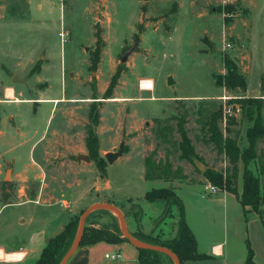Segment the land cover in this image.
<instances>
[{
  "label": "rangeland",
  "instance_id": "obj_1",
  "mask_svg": "<svg viewBox=\"0 0 264 264\" xmlns=\"http://www.w3.org/2000/svg\"><path fill=\"white\" fill-rule=\"evenodd\" d=\"M45 3L47 8L53 6V13L43 37L38 38L40 31L33 26L10 27L0 37L7 42L0 44V66H11L9 58L18 52H39L40 57L50 60L46 71L49 88L39 95L61 97L52 104H0V206H9L0 211V236L9 235L14 244L17 240L12 233L21 231L30 213L79 215L96 198L95 188L101 187L105 177H100L85 145L86 130L91 126L99 140L101 158L117 152L121 145L124 148L122 156L110 164L104 159L112 181L111 196L115 202L112 204L133 198L145 207L147 218L154 221L160 217L153 207L149 208L143 195L153 188L170 185L162 180L140 181L144 158L155 151L156 161L167 159L173 170L180 169L185 176L183 179L177 176L173 182L176 186L186 185L178 189V194L183 201L185 220L198 241V250L223 242L228 260L244 264L248 239L256 250L253 260L264 262L260 216L248 211L245 220L232 192L219 190L207 194L203 184L210 182L201 173L205 168L223 173L230 169L228 160L208 140L204 122L209 116L221 109L219 129L224 136L236 139L241 149L247 147L246 130L257 114L264 121V0H45ZM226 5L234 8L228 15V23L224 21L223 10L218 11ZM60 6H64V13ZM63 19L71 37L58 36L61 26L64 30ZM97 30H101L105 46L93 68L90 59L95 51ZM123 56L125 62H121ZM224 56L245 77V91H229L216 85L215 77L226 73ZM71 66L78 67L73 87L68 78ZM3 71L0 68V73ZM140 79H151L153 91L138 90ZM31 83L29 80L17 87L24 89ZM34 89L24 97H37L32 94ZM250 98H256L257 102H248ZM92 106L99 113L96 126L89 118ZM224 109L229 112H223ZM182 114L187 118V135L202 162L190 164L178 158L180 138L176 119ZM8 116H13L15 123ZM262 140L256 147L258 162H264ZM238 167L236 188L240 192L241 163ZM253 169L257 170V166ZM260 179L264 182V175ZM98 194L99 202L111 203L105 199L106 194ZM39 206L48 210L40 211ZM177 218L174 207L162 226H174ZM11 219L12 223L6 224Z\"/></svg>",
  "mask_w": 264,
  "mask_h": 264
},
{
  "label": "trees",
  "instance_id": "obj_2",
  "mask_svg": "<svg viewBox=\"0 0 264 264\" xmlns=\"http://www.w3.org/2000/svg\"><path fill=\"white\" fill-rule=\"evenodd\" d=\"M233 9V6L229 5L218 9L219 12L223 10L224 21L226 23L230 21L228 15L233 12ZM174 11L175 8L172 9V13ZM94 37L95 51L90 59L93 68L99 62L101 51L105 46L101 37V30H97ZM223 67L226 73L215 77L216 85L229 91L236 89L245 91L247 88L245 77L239 72L236 64L227 56L223 57ZM37 70L38 67H36L34 71ZM248 102L256 103L257 99L250 98ZM221 117L222 111L219 109L206 119L204 127L209 135L208 140L213 144L217 153L223 155L228 160L230 169H228V172L223 173L205 168L201 173L206 181L216 185L221 191L236 194L242 207L245 220H247V212L253 211L260 216L264 228V182L260 179V176L264 175V162H258V152H256L258 143L264 139V121L260 115L257 114L252 125L246 130L247 147L241 149L237 145L236 139L230 136H224L220 131L218 120ZM89 118L93 126L98 125L99 113L94 106L90 107ZM176 121V131L180 138L178 142L179 160L186 161L190 164H194L195 161L202 162L203 160L195 152L191 140L187 135L185 129L187 118L185 114L177 117ZM85 145L91 160L95 163L100 177H106L105 161L98 155L99 140L91 126L86 130ZM155 155L156 152L152 151L144 158L145 180L173 181L177 176L181 179L185 178V176L181 175L180 169H172L167 159L164 162L160 160L156 161L154 159ZM239 163L242 165L240 192H238L236 188V181L239 177ZM254 165L257 166V170L255 171L253 169ZM144 199L146 201L159 200L163 203L164 207L162 213L160 217L155 220L156 226L166 219L172 211V208L175 207L178 211L176 231L175 234L169 238H162L159 234H154V230L145 233L139 226L144 215V209L141 203L133 198H128L125 202L115 205L122 212L124 219L132 217L136 222V230L130 231L135 239L144 243L160 245L170 249L179 258L180 263L184 261H196L207 257L206 254L199 253L197 250L196 238L185 220L183 202L172 186L153 188L146 191ZM83 211L84 209L80 210L79 215L74 214L70 216L69 220L62 228L48 239L34 264H60L63 255L77 234L79 217ZM102 218L103 220H100ZM100 241L112 243L128 242V239L122 234L117 216L106 208L94 209L87 215L79 246L91 245ZM137 249L138 264H174L173 259L166 253L145 248ZM246 249L245 264H264V262L256 263L253 260L254 250L248 240H246Z\"/></svg>",
  "mask_w": 264,
  "mask_h": 264
},
{
  "label": "crops",
  "instance_id": "obj_3",
  "mask_svg": "<svg viewBox=\"0 0 264 264\" xmlns=\"http://www.w3.org/2000/svg\"><path fill=\"white\" fill-rule=\"evenodd\" d=\"M60 9L64 13V6H60ZM52 13L53 6L50 5L49 8H47L45 0H0V37L2 36L4 29H9L10 27L12 29H24L26 27L29 28L30 26H33L39 29L40 32L38 34V38H41L44 36V32L48 30L47 20ZM143 18H146L145 15ZM62 21L64 30H62L63 28L61 26L60 31L65 34L64 38L66 36L71 37L70 28L65 27L64 19ZM3 43L7 42L0 40V44ZM9 59L12 61L11 66H0V68L4 70L0 73V104L20 105L21 103L31 102L36 105H39L40 103L52 104L53 102L56 103V101L61 98H50L44 95H41L40 97L39 95V93L42 94L49 88V80L46 77V71L50 60L47 57H40L39 52L34 54H23L18 52L16 56H12ZM36 67H38V70L34 71ZM77 68L78 67L76 66H71L69 68L68 73H70V75L68 78L71 87H73V85L75 86L74 82L78 75ZM32 70L34 72H32ZM26 74L27 77H23ZM59 74L60 76L63 74L61 72V68ZM29 80L32 81L29 87L24 89L17 87L19 84L26 85ZM32 89L35 90L32 94L37 95V97H24V94L31 92L30 90ZM40 89L41 92L36 91ZM54 111L55 108L52 105L51 112ZM8 120L14 121V117L8 116ZM144 172L145 170L143 168V171H141L140 181H147L144 179ZM163 182L172 186L178 196V189H182L181 186H186H184L183 183L176 186L173 181ZM100 184L101 187L97 186L95 188L96 198H93L91 202L89 201L88 205L101 201L97 199L99 198V196L97 197L99 192H102L103 195L106 194L105 199L110 200L111 203H115L111 196L112 181L108 177L107 169L106 177L100 182ZM99 188L100 191H98ZM147 202L149 204V208L153 207V209L156 210V214L158 213L157 215H161L164 207L161 201L159 202V200H155ZM8 207V204H4L0 206V211L4 212V210ZM38 208L40 211L48 210L45 207L39 206ZM143 209L145 211V207H143ZM69 218L68 214L62 213L58 215L56 213H30V216L27 219L28 223L23 224L22 227H20L21 231H17L18 233H12L11 235L13 239L17 240L16 243L12 244L10 242L12 239L7 237L9 235L5 233L0 236V264H34L48 239L57 233L69 220ZM12 221L13 219L9 220L6 224H10ZM163 222L156 226L155 220H151L150 217L147 218V214L144 212L139 226L145 233H149L154 230V234H159L162 238H169L173 236L175 234L177 224L166 228L165 224L162 226ZM125 223L129 231L136 230L137 224L132 217L125 218ZM259 238L261 240V244L264 246V230L259 232ZM252 249L254 250L255 256L256 250L253 247ZM198 252L206 254L207 257L196 261H184L180 264H199L202 261L210 260H214L216 264H236L233 263V261L228 260V255L227 257L225 256L227 253L223 248V242L212 243L203 251L198 250ZM116 253L120 256L118 258H112L111 256ZM105 254H108V256H105ZM245 260L246 256L243 260L244 264ZM66 264H138V249L126 241L118 243L100 241L91 245L78 246Z\"/></svg>",
  "mask_w": 264,
  "mask_h": 264
},
{
  "label": "water",
  "instance_id": "obj_4",
  "mask_svg": "<svg viewBox=\"0 0 264 264\" xmlns=\"http://www.w3.org/2000/svg\"><path fill=\"white\" fill-rule=\"evenodd\" d=\"M125 60H126V56H123L121 59V62H125ZM123 150H124V148L121 145L117 152L105 154V156H104L105 161L108 164H110L112 161H114L118 157L122 156ZM82 158L87 159L86 157H82ZM97 208H106V209H109L116 214V216L119 220V225H120L123 236L126 237L128 239V242L131 243L132 245H134L136 248H145V249H151V250L166 253L173 259L174 264H180L179 258L170 249L163 247V246H160V245H153V244H149V243H144V242H141V241L135 239L131 235L130 231L128 230L126 223H125L124 216H123L122 212L120 211V209L116 205L109 203V202L93 203V204L89 205L81 213V215L79 217V225H78L77 234H76L74 240L72 241L71 245L69 246V248L67 249V251L63 255V257L60 261V264H66L68 259L71 257V255L75 251V249L79 246V243H80L82 235H83L85 219L91 211H93L94 209H97Z\"/></svg>",
  "mask_w": 264,
  "mask_h": 264
},
{
  "label": "built area",
  "instance_id": "obj_5",
  "mask_svg": "<svg viewBox=\"0 0 264 264\" xmlns=\"http://www.w3.org/2000/svg\"><path fill=\"white\" fill-rule=\"evenodd\" d=\"M58 36L60 38H64L65 34L63 32H60L58 34ZM154 88V84L153 81L150 79H140L138 81V90L140 91H148V92H152ZM229 112V109H224L223 112ZM203 190L207 193V194H216L220 189L216 186L213 185L211 183H204L203 184ZM105 256H108V254H105ZM120 255L119 254H114L111 257L112 258H118Z\"/></svg>",
  "mask_w": 264,
  "mask_h": 264
}]
</instances>
